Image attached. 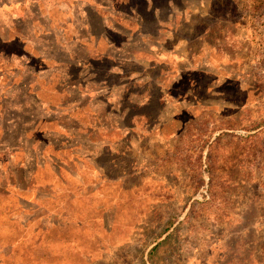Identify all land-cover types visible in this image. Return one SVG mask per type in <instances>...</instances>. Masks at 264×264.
I'll return each instance as SVG.
<instances>
[{
  "label": "rangeland",
  "instance_id": "1",
  "mask_svg": "<svg viewBox=\"0 0 264 264\" xmlns=\"http://www.w3.org/2000/svg\"><path fill=\"white\" fill-rule=\"evenodd\" d=\"M15 2L0 24L27 14ZM91 4L112 56L64 73L98 94L74 111L55 70L38 89L47 121L0 135V264H264V0ZM37 58L0 27V104L52 70Z\"/></svg>",
  "mask_w": 264,
  "mask_h": 264
},
{
  "label": "trees",
  "instance_id": "2",
  "mask_svg": "<svg viewBox=\"0 0 264 264\" xmlns=\"http://www.w3.org/2000/svg\"><path fill=\"white\" fill-rule=\"evenodd\" d=\"M24 1L27 2V14L24 15V12H22L16 17L14 16L10 23L0 24V27L4 32H8L12 28L20 43L27 48L29 47L38 55L37 60H39V63L45 64L52 70L39 73V78L34 71L35 75L31 71H28L29 73L24 72L20 77V81L7 89L0 104V135L2 139H12L14 132L9 129V126H11L9 124L19 122L23 115L28 116L25 120H32V125L30 124L32 127H28L25 131L26 133L33 132L41 120L47 121L44 116L45 109H39L37 106L40 103L39 101H41L38 97V89L41 84L48 82L47 79L53 77L50 75L48 78H43V76L50 73L53 74L55 70L59 72L56 75L58 78L57 86L68 84L69 89H72L70 92L68 91L69 89L59 91L57 87L56 92L63 97L62 103L66 106H73L72 109H75L74 111L81 109V100L90 101V94L94 93L97 95L100 89L92 84L93 79H89L85 83L82 81L81 76H76L77 78L74 77L75 79L70 78V75L64 73V69L68 68L69 70L77 67L80 63L101 58L108 52L112 56V51L114 50V45L112 47L109 45L111 43L102 51L98 49L99 41L104 36L105 31H107V27H104L102 23V16H100V21L96 19L95 22L93 21L90 12L92 0H63L60 1L63 2L61 4L57 0H39V9L36 7L38 3L36 0H16L15 3L20 6ZM55 3L56 7L64 5L66 7L64 11L69 13L68 21L57 28L49 16L50 12L55 8ZM95 5H98V3H93V6ZM38 19L39 28L35 31L33 29V21L35 23ZM66 26H70L71 31L65 32ZM110 30L115 34L123 35L117 32L115 27ZM114 59L120 58L114 57ZM54 84L56 85V83ZM90 107L93 110L96 108L93 104H90ZM27 112L31 115H28ZM66 118L67 116L63 115L55 117L52 121L57 123L60 121L66 122ZM65 129L72 131L76 127L73 126L71 129L67 127ZM6 142L3 140L1 145L10 146ZM57 151L54 150V152Z\"/></svg>",
  "mask_w": 264,
  "mask_h": 264
}]
</instances>
